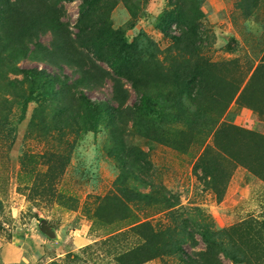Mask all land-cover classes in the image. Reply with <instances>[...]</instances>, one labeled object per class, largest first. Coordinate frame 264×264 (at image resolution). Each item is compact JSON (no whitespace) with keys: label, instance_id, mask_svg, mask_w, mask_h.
Instances as JSON below:
<instances>
[{"label":"rangeland","instance_id":"rangeland-1","mask_svg":"<svg viewBox=\"0 0 264 264\" xmlns=\"http://www.w3.org/2000/svg\"><path fill=\"white\" fill-rule=\"evenodd\" d=\"M82 5L0 0V264H264V0Z\"/></svg>","mask_w":264,"mask_h":264},{"label":"trees","instance_id":"trees-1","mask_svg":"<svg viewBox=\"0 0 264 264\" xmlns=\"http://www.w3.org/2000/svg\"><path fill=\"white\" fill-rule=\"evenodd\" d=\"M98 0H83V5L80 7V10L82 12V15H84L87 11L88 8L92 7L93 5H95L97 3ZM85 5L88 7V8H85ZM176 8V7H175ZM177 16H178V13H177ZM162 32L163 34L170 38V39H174L176 38L175 36H171L169 33H168V30L165 29L164 27H162ZM107 65L111 68H113V62H110V61H107L106 62ZM29 75L32 77V78H37L39 77L40 79V84H48L51 82V80L53 79V77L51 75H49L48 73L44 72V71H35V70H32ZM52 91V89H46V90H42V94L43 96H47L50 92ZM31 97H35L33 96V93H32V96ZM31 98H26L24 100V103L22 105V108H21V117H23L27 111V106H28V103L30 101ZM141 101L144 103L145 105V100H144V97H141ZM91 106V110L93 111V114H94V117L95 118H99L101 116V114L103 113H107L109 111V109H111L108 105L107 102H101V101H94V102H90L89 104ZM144 226H148V224H145L143 225V228ZM167 230L165 231H162V232H166ZM183 255H185L184 251L182 250L181 251Z\"/></svg>","mask_w":264,"mask_h":264},{"label":"crops","instance_id":"crops-1","mask_svg":"<svg viewBox=\"0 0 264 264\" xmlns=\"http://www.w3.org/2000/svg\"><path fill=\"white\" fill-rule=\"evenodd\" d=\"M2 257H3V261H4L5 264H17V263H19L22 260V253L20 254V257L18 258V260H16L13 263H11L9 261V258H10L9 255H2Z\"/></svg>","mask_w":264,"mask_h":264},{"label":"water","instance_id":"water-1","mask_svg":"<svg viewBox=\"0 0 264 264\" xmlns=\"http://www.w3.org/2000/svg\"><path fill=\"white\" fill-rule=\"evenodd\" d=\"M45 229V227H43Z\"/></svg>","mask_w":264,"mask_h":264}]
</instances>
